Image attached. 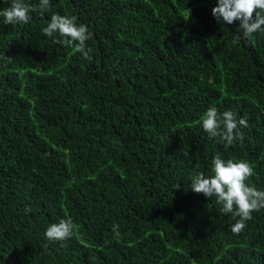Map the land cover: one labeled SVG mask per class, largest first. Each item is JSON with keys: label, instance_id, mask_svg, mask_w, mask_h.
I'll list each match as a JSON object with an SVG mask.
<instances>
[{"label": "trees", "instance_id": "obj_1", "mask_svg": "<svg viewBox=\"0 0 264 264\" xmlns=\"http://www.w3.org/2000/svg\"><path fill=\"white\" fill-rule=\"evenodd\" d=\"M50 3L0 16V264H264V209L237 235L190 187L220 154L264 190V33L218 22L217 0ZM54 13L88 26L90 61L43 34ZM210 107L247 120L243 143L208 136ZM66 218L75 234L49 240Z\"/></svg>", "mask_w": 264, "mask_h": 264}, {"label": "clouds", "instance_id": "obj_2", "mask_svg": "<svg viewBox=\"0 0 264 264\" xmlns=\"http://www.w3.org/2000/svg\"><path fill=\"white\" fill-rule=\"evenodd\" d=\"M50 0H39L38 4H30L25 0H12L11 5L0 11L4 24H28L32 20V13L43 16L50 9ZM212 15L218 22L233 24L239 21V29L243 38L252 40L257 32L264 33V0H217L212 8ZM46 37L52 38L53 43L73 48L82 54L86 60L92 59V49L87 41L93 38L88 26L77 23L75 16L51 15L50 22L42 28ZM240 37L233 41L239 43ZM11 57L0 55V61L9 62ZM202 128L210 138H219L224 147L233 145L236 141L243 143L242 127H247L245 118H237L231 110L222 113L215 107H210L201 117ZM213 175L205 176L198 173L191 182V189L195 193H202L207 198L215 197L216 203L221 205L220 212L231 214L239 218L231 226L234 234L241 233L246 222L252 219V213L264 209V190L257 189L246 183L253 175L252 165L244 160H225L217 154L213 160ZM180 185L176 186L179 189ZM31 211L30 207L26 209ZM76 225L71 218L60 219L50 224L46 229V237L52 241H66L75 234ZM115 237L120 236L119 225H113Z\"/></svg>", "mask_w": 264, "mask_h": 264}]
</instances>
